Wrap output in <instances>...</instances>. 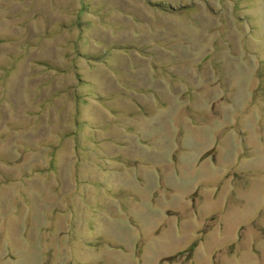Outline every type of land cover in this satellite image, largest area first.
<instances>
[{"label": "rangeland", "instance_id": "obj_1", "mask_svg": "<svg viewBox=\"0 0 264 264\" xmlns=\"http://www.w3.org/2000/svg\"><path fill=\"white\" fill-rule=\"evenodd\" d=\"M0 264H264V0H0Z\"/></svg>", "mask_w": 264, "mask_h": 264}]
</instances>
